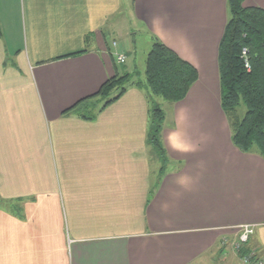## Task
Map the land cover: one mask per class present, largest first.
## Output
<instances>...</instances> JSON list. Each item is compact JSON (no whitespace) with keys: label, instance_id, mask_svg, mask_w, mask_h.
<instances>
[{"label":"crops","instance_id":"1","mask_svg":"<svg viewBox=\"0 0 264 264\" xmlns=\"http://www.w3.org/2000/svg\"><path fill=\"white\" fill-rule=\"evenodd\" d=\"M122 4L0 0V264H242L251 250L264 259V158L232 143L219 102L226 0H129L151 40L197 69L162 124L164 166L141 89L92 120L73 110L122 70L114 54L126 51L108 39ZM243 224L254 231L240 253Z\"/></svg>","mask_w":264,"mask_h":264},{"label":"trees","instance_id":"2","mask_svg":"<svg viewBox=\"0 0 264 264\" xmlns=\"http://www.w3.org/2000/svg\"><path fill=\"white\" fill-rule=\"evenodd\" d=\"M245 1L226 0L228 19L217 58L219 102L232 143L243 152H256L264 158V8L247 5ZM77 53L80 52L74 54ZM115 61L120 64L126 60L119 62L115 58ZM197 78L193 64L153 37L145 58L144 80L138 78L136 68L115 72L96 93L72 108L82 118L92 120L129 87L141 89L149 102L147 141L164 166L167 158L160 136L165 114L153 97L178 102L185 98ZM241 103L245 112L239 117Z\"/></svg>","mask_w":264,"mask_h":264},{"label":"rangeland","instance_id":"3","mask_svg":"<svg viewBox=\"0 0 264 264\" xmlns=\"http://www.w3.org/2000/svg\"><path fill=\"white\" fill-rule=\"evenodd\" d=\"M122 1L124 5H121L119 13L114 17V21L111 22V24L115 26L113 28L114 30L109 32L108 39H115V42H118V46L126 51L127 57L122 53L126 61L125 63H120V68L123 71L136 68L138 71V78L144 80L145 58L151 48L152 40L150 34L145 30V27L130 15L129 0ZM118 53L119 52L115 51V58ZM153 101L164 111L165 118L163 125L170 123L172 120V103L158 96L153 97ZM244 112L245 106L241 103L238 107L239 117H242ZM252 226L251 228L254 231V225ZM240 229L239 227V232ZM240 253H242V250Z\"/></svg>","mask_w":264,"mask_h":264},{"label":"built area","instance_id":"4","mask_svg":"<svg viewBox=\"0 0 264 264\" xmlns=\"http://www.w3.org/2000/svg\"><path fill=\"white\" fill-rule=\"evenodd\" d=\"M113 44H115L113 42ZM116 60L119 62L125 61V56L122 53H118L116 55ZM248 66V64H246ZM253 227L250 224H245L240 226V232L238 234V239L236 242H234V247L237 252H240L242 247L245 245V243L248 241L249 236L253 233ZM241 260L243 264H264V259L256 254L255 251H247L241 256Z\"/></svg>","mask_w":264,"mask_h":264}]
</instances>
